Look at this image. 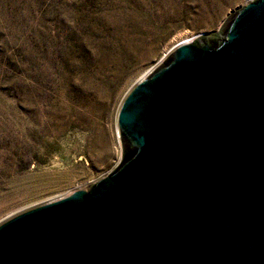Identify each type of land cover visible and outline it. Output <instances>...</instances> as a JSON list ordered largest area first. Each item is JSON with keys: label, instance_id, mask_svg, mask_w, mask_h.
Masks as SVG:
<instances>
[{"label": "water", "instance_id": "obj_1", "mask_svg": "<svg viewBox=\"0 0 264 264\" xmlns=\"http://www.w3.org/2000/svg\"><path fill=\"white\" fill-rule=\"evenodd\" d=\"M117 127L111 174L0 223V264H264V0L170 50Z\"/></svg>", "mask_w": 264, "mask_h": 264}, {"label": "rangeland", "instance_id": "obj_2", "mask_svg": "<svg viewBox=\"0 0 264 264\" xmlns=\"http://www.w3.org/2000/svg\"><path fill=\"white\" fill-rule=\"evenodd\" d=\"M249 1L0 0V223L111 174L130 89Z\"/></svg>", "mask_w": 264, "mask_h": 264}, {"label": "trees", "instance_id": "obj_3", "mask_svg": "<svg viewBox=\"0 0 264 264\" xmlns=\"http://www.w3.org/2000/svg\"><path fill=\"white\" fill-rule=\"evenodd\" d=\"M124 156H125V157H127V156H128V154H127V153H125V154H124Z\"/></svg>", "mask_w": 264, "mask_h": 264}]
</instances>
